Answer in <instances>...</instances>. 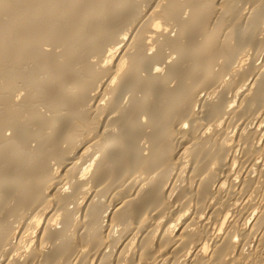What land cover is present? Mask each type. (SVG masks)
<instances>
[{"label":"bare ground","instance_id":"6f19581e","mask_svg":"<svg viewBox=\"0 0 264 264\" xmlns=\"http://www.w3.org/2000/svg\"><path fill=\"white\" fill-rule=\"evenodd\" d=\"M0 264H264V0H0Z\"/></svg>","mask_w":264,"mask_h":264}]
</instances>
